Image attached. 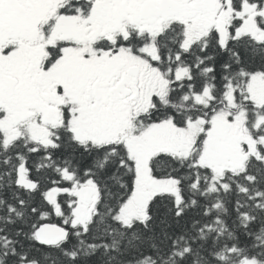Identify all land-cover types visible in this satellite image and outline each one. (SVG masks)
Segmentation results:
<instances>
[{
    "label": "snow or ice",
    "instance_id": "6c2138e0",
    "mask_svg": "<svg viewBox=\"0 0 264 264\" xmlns=\"http://www.w3.org/2000/svg\"><path fill=\"white\" fill-rule=\"evenodd\" d=\"M0 264H264V0H0Z\"/></svg>",
    "mask_w": 264,
    "mask_h": 264
}]
</instances>
